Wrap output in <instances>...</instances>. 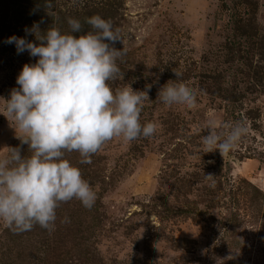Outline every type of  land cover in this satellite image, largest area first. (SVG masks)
<instances>
[{"label":"rangeland","instance_id":"obj_1","mask_svg":"<svg viewBox=\"0 0 264 264\" xmlns=\"http://www.w3.org/2000/svg\"><path fill=\"white\" fill-rule=\"evenodd\" d=\"M96 14L124 38L112 87L148 91L140 119L157 133L115 137L91 163L66 153L95 203L62 202L52 230L0 221V264H264V0H0V154L31 155L4 105L38 59L7 38L39 44L26 28L70 33L69 18L83 33ZM168 82L193 90L196 107L166 106L158 93ZM210 121H244L248 133L225 156L205 153Z\"/></svg>","mask_w":264,"mask_h":264},{"label":"clouds","instance_id":"obj_2","mask_svg":"<svg viewBox=\"0 0 264 264\" xmlns=\"http://www.w3.org/2000/svg\"><path fill=\"white\" fill-rule=\"evenodd\" d=\"M46 4L51 7V0ZM86 22L91 30L83 33L74 18L68 20L70 33L49 27L41 35L38 25L26 28L39 44L16 35L5 41L15 44L18 54L28 51L38 57L23 66L16 80L19 87L11 90L4 105L22 133V144L31 149L30 156L22 155L20 147L0 154V221L17 232L30 231L36 224L52 230L62 202L77 199L88 208L95 203V191L66 153L78 152L80 163H91V155L115 137L132 141L157 133L155 122L140 119L148 91L112 87L121 76L118 60L126 54L125 47L114 46L124 45L120 30L99 14ZM175 75L178 80L183 74ZM158 98L166 106L188 109L197 102L196 93L184 83L168 82ZM247 133L244 121L219 129L210 121L202 137L204 151L218 149L225 156Z\"/></svg>","mask_w":264,"mask_h":264}]
</instances>
